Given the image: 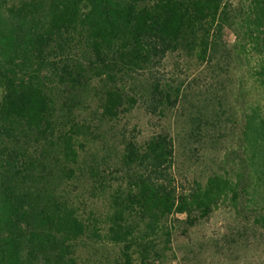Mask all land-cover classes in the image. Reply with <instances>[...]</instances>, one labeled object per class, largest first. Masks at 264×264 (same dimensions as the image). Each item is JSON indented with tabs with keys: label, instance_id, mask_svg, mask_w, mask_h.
<instances>
[{
	"label": "trees",
	"instance_id": "trees-1",
	"mask_svg": "<svg viewBox=\"0 0 264 264\" xmlns=\"http://www.w3.org/2000/svg\"><path fill=\"white\" fill-rule=\"evenodd\" d=\"M220 208L264 231V0H0V264H170Z\"/></svg>",
	"mask_w": 264,
	"mask_h": 264
},
{
	"label": "rangeland",
	"instance_id": "rangeland-1",
	"mask_svg": "<svg viewBox=\"0 0 264 264\" xmlns=\"http://www.w3.org/2000/svg\"><path fill=\"white\" fill-rule=\"evenodd\" d=\"M218 32L227 44L232 42V35L224 28ZM170 247L175 257L170 264H264V231H242L228 209L213 211L182 235L176 230Z\"/></svg>",
	"mask_w": 264,
	"mask_h": 264
}]
</instances>
